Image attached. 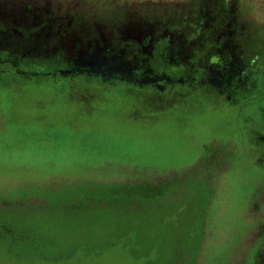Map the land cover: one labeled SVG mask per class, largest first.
<instances>
[{
	"label": "rangeland",
	"instance_id": "obj_1",
	"mask_svg": "<svg viewBox=\"0 0 264 264\" xmlns=\"http://www.w3.org/2000/svg\"><path fill=\"white\" fill-rule=\"evenodd\" d=\"M145 11L0 0V264H264V49L223 0Z\"/></svg>",
	"mask_w": 264,
	"mask_h": 264
},
{
	"label": "clouds",
	"instance_id": "obj_2",
	"mask_svg": "<svg viewBox=\"0 0 264 264\" xmlns=\"http://www.w3.org/2000/svg\"><path fill=\"white\" fill-rule=\"evenodd\" d=\"M34 7H48L60 18L92 33L103 30L106 35L118 37L131 22L150 20L145 11L147 4L168 3L169 0H24ZM171 3L191 4L192 0H170ZM225 9L234 22V38L238 43H253L264 49V0H223ZM258 54V53H257ZM253 56L241 60L251 64ZM209 63L220 65L219 54L209 57ZM246 74V73H244Z\"/></svg>",
	"mask_w": 264,
	"mask_h": 264
}]
</instances>
